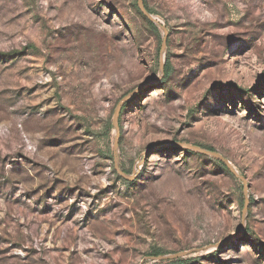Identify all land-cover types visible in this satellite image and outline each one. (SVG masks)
<instances>
[{
  "label": "rangeland",
  "instance_id": "rangeland-1",
  "mask_svg": "<svg viewBox=\"0 0 264 264\" xmlns=\"http://www.w3.org/2000/svg\"><path fill=\"white\" fill-rule=\"evenodd\" d=\"M142 1L0 0V264H264V0Z\"/></svg>",
  "mask_w": 264,
  "mask_h": 264
},
{
  "label": "water",
  "instance_id": "water-1",
  "mask_svg": "<svg viewBox=\"0 0 264 264\" xmlns=\"http://www.w3.org/2000/svg\"><path fill=\"white\" fill-rule=\"evenodd\" d=\"M138 4H139V9L141 10V12L151 21V22H155V19L149 15L145 8H144V4H143V1L142 0H138ZM119 109H120V105L116 108V111H115V116L118 114L119 112ZM115 122V121H114ZM171 146L173 147H176V148H186V149H189V150H193V151H196V152H199V153H203V154H207V155H212V156H217L216 153L214 152H208V151H205L199 147H196V146H191V145H188V144H182V143H172L170 144ZM225 165L228 167V163L225 162ZM122 174V173H121ZM124 177H126L124 174H122ZM237 175V174H236ZM238 176V175H237ZM241 178V177H240ZM127 179H130V178H127ZM241 180L243 181L244 183V191L246 190V181L245 179L241 178ZM190 252H183V253H177V254H174V255H169V256H160L158 257V259H174V258H182V257H185L186 255H188Z\"/></svg>",
  "mask_w": 264,
  "mask_h": 264
},
{
  "label": "trees",
  "instance_id": "trees-1",
  "mask_svg": "<svg viewBox=\"0 0 264 264\" xmlns=\"http://www.w3.org/2000/svg\"><path fill=\"white\" fill-rule=\"evenodd\" d=\"M144 8L147 10L146 7H144ZM140 14H141V13H140ZM142 16H143V15H142ZM144 19H145V21L147 22L148 25H150V26H154V24H153L151 21H149L147 18L144 17ZM222 165H223L224 168H227V166H226L224 163H222Z\"/></svg>",
  "mask_w": 264,
  "mask_h": 264
}]
</instances>
